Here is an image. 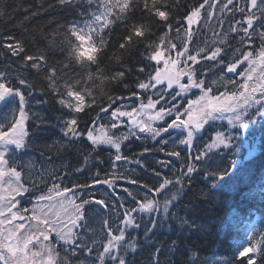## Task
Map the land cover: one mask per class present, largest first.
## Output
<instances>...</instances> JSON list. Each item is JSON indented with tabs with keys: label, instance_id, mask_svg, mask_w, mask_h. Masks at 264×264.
<instances>
[{
	"label": "snow or ice",
	"instance_id": "6c2138e0",
	"mask_svg": "<svg viewBox=\"0 0 264 264\" xmlns=\"http://www.w3.org/2000/svg\"><path fill=\"white\" fill-rule=\"evenodd\" d=\"M55 4L79 7L81 19L58 24L48 34L41 32L46 46L34 53L28 52L14 36L4 37L0 45L11 57L19 58L18 64L9 62L0 69V107L12 105V119L0 123V264H129L127 254L136 251L137 242L135 237L128 238V230L139 229L143 215L149 216L151 224L144 227L147 242L149 234L168 221L170 210L186 187L185 180L191 185L194 174L199 175L207 188L199 195L207 199L239 170L241 160L229 158L223 164L222 157L258 119L264 121V0H203L190 6L175 21L173 13L181 8V0L171 5L167 0H55ZM206 6L212 9L207 11V20L202 13ZM217 10L233 17L239 12L241 18L229 21L227 30L220 19V31L213 29L215 39L211 45L205 42L193 48L197 35L193 26L215 18ZM28 11L26 8L25 12ZM37 14L33 11L25 15L24 21ZM4 15L5 10L0 8V17ZM117 27L120 31L115 32L113 40ZM136 54L142 60L133 65L129 61ZM105 56L114 59L122 70L106 74L101 66ZM9 69H13L15 84ZM26 73L45 82L46 88L39 89L41 96L47 93L55 98L60 109L55 124L38 112L29 111L28 97L34 96L37 86ZM138 74H144L143 78ZM133 75L135 81L130 86L125 81ZM106 80L123 84L129 90L128 95H108L110 102L91 116L87 110L96 103L93 89L96 82L103 84ZM194 89L200 94L195 99L188 98L186 104L181 103ZM126 100L133 103L117 105V101ZM102 113L108 116V124L98 123L103 119ZM85 116H89L90 122L84 120ZM33 118L35 128H30L28 122ZM223 121L227 122V128L223 123L217 124ZM47 127L58 128L65 138L60 147L81 140L91 145L84 165L75 171L82 172L90 159L103 164V160L92 155L103 148L112 150L109 153L112 171L106 172L103 179L97 171L90 182L71 187L57 183L63 181V176L55 172L36 171L33 162L30 159L25 162L22 157L33 143L28 138ZM123 127L127 132L116 131ZM132 137H151L166 156L181 160L179 176L175 180L164 177L153 187L122 174L114 175L120 161L145 167L139 157L150 149L144 148L134 157L125 156L122 151L124 143ZM200 140L204 142L197 147ZM255 150V145H251L248 155ZM158 163L167 166L169 161ZM153 172L160 176L155 169ZM67 174L65 169L64 175ZM117 178L146 189L143 199L123 187L121 191L134 201L126 205L125 197L116 192ZM96 185H106L115 201L110 203L109 199L91 193L77 194V189H95ZM169 185L179 187L172 190ZM24 200L31 207L25 206ZM116 201L120 203L117 205ZM57 204L61 206L59 210ZM92 205L98 207L91 208ZM113 215L118 222L112 220ZM171 219L181 234L200 230L194 221L174 211ZM94 220L102 221L99 235L92 227ZM247 239L250 243L238 251L236 259L245 258L246 264H257V258L264 257V231L251 225ZM176 244L172 241L170 252L176 250ZM160 252L157 247L150 264H161ZM189 261L197 264L195 251H190Z\"/></svg>",
	"mask_w": 264,
	"mask_h": 264
},
{
	"label": "trees",
	"instance_id": "16d2710c",
	"mask_svg": "<svg viewBox=\"0 0 264 264\" xmlns=\"http://www.w3.org/2000/svg\"><path fill=\"white\" fill-rule=\"evenodd\" d=\"M171 5L175 0H167ZM203 0H181V8L173 13V20L183 17L185 12L192 5H198L202 3ZM223 2V0H221ZM49 5H53L49 7ZM84 7V6H83ZM231 7V6H229ZM0 8L5 10V15L0 17V45L4 42V37L14 36L16 40L22 42L28 52H36L38 48H44L46 46V40L42 38L41 32L44 34L50 33L53 29L57 27L58 24H67L68 22L74 20L78 13V8H68L60 7L55 4V0H0ZM29 11L26 13L25 9ZM37 12L35 16H31L28 21H24L25 15H30L31 12ZM205 20H207V12L203 14ZM241 14L235 13V16L231 13H220L219 10L215 13V18L211 19L207 23L201 21L197 25V35L193 40L192 47L201 44L206 37L203 34L204 31H215L219 32L220 28L218 26V21L220 19L224 20V29L227 30L229 27V21L233 19H240ZM120 29L117 27L113 34V40H115V32H119ZM175 36V33H172ZM51 38V37H49ZM61 37H57L60 39ZM179 41H177L178 44ZM233 41V44H236ZM256 47H259V40L256 41ZM63 59L62 56L59 57ZM127 60V56H125ZM142 60L139 54H136L132 58L130 63L135 65L137 61ZM18 64L19 58L11 57L6 49L0 47V69L6 67L7 63ZM144 63H149L144 61ZM101 66L104 68L106 74H111L119 69L115 60H109L108 56H105L101 60ZM135 72V67H133ZM10 79H12L13 84H15L13 69H9ZM27 78L30 81H34L37 90L34 96H29V111L38 112L41 116L45 117L47 120H51L53 124L56 122V117L60 114L59 106L55 103V98L50 94H45L41 96L39 94V89L43 86L46 88L44 81L40 80L34 75L27 74ZM141 75L143 78L144 74ZM210 78L211 74H210ZM135 81V75L131 76L126 83L133 85ZM229 87H232L229 85ZM131 90H134L132 88ZM223 91V88H220ZM128 89L123 87V84L117 85L111 81H104L103 84L96 82L93 89L94 98L96 103L93 105L92 109L87 111L91 116H95L99 112V107L101 105H107L110 101L108 100V95H128ZM25 94L28 95V91L25 90ZM47 99L49 102L47 104H37V100ZM91 100V98H89ZM83 115V114H81ZM85 121L90 122L89 116L84 117ZM29 127L35 128L34 118L29 120ZM260 126V125H258ZM255 126L251 132L253 139L251 140V145H255L256 154L253 156L251 161H244L242 159L244 155V150L240 144H237L234 149L222 157L223 164H227L228 159H238L242 161L239 170L236 175L228 181L224 186L214 190L210 193L207 199L202 198L199 194L202 191H207L206 185L199 175L194 174L191 185H188V181L185 180V189L181 193L179 200L175 202V208L170 210L168 221L162 223L157 228L149 234V240L146 242L144 239V227L147 225L151 227L149 223V216L143 215V219L140 221L139 229H129L128 238L135 237L137 242V249L135 252H129L127 254V260L129 264H150L151 254L155 251L157 247L161 249L159 258L161 264H190L189 253L190 251H195L197 253V264H204V262H210V264H241L245 261L244 258L236 259L237 253L239 251V246L244 236V221L248 219H253L254 216H259L261 222L264 224V124L261 125L259 130L256 131ZM81 128H84V123H81ZM86 131V129H84ZM256 131V132H255ZM29 140L33 141L27 149L26 153L23 155L22 160L27 162L29 159L34 164V169L36 171H41L46 169L47 173L55 172L56 175L63 176L62 186L71 187L73 184H83L85 182H90L97 171L100 172V178H104L106 172H111L108 165L106 157L108 154L106 152L99 151L93 153V157H98L103 160V164L97 163V159H90L87 162V166L84 167L82 172L75 171L76 168L84 165V157L88 155L91 145H89L86 140L78 141L70 146L60 147V144L64 142V137L60 133L59 129L56 127H47L45 131L39 133L36 136H30ZM59 143H54V142ZM236 143V142H235ZM52 145V147H47ZM124 155L129 157H134L136 154L140 153L142 150H138L137 146L125 145L122 148ZM41 152L45 155L41 156ZM146 153L139 157H145ZM145 167L146 164L144 159H142ZM181 163L178 168L174 169L173 175L164 176L160 170H155L159 172L164 177L175 180L176 176H179L182 167ZM217 163H220L218 160ZM221 164V166H223ZM65 169L67 170V175H64ZM26 171H28L26 169ZM140 169L137 168L135 171H130L129 173H122L124 176L132 177L131 174H137ZM144 173V170L141 171ZM130 174V175H129ZM119 176L120 174H114ZM138 176L134 177L137 181L149 186L157 187L159 180H156L153 176ZM51 180H49L50 182ZM121 182H124L127 188L132 189L140 195L143 199L146 189L139 188L136 184H127L124 180L117 178L115 180L117 194L125 197V204H134L127 197V194L121 191L124 187ZM123 185L122 186H120ZM179 185H169V188L174 190L178 188ZM78 195L94 194L97 197H105L109 199V202L115 201V197L111 195V192L104 190L102 188L97 189H78ZM107 193V195H106ZM151 196V193H147ZM163 200V197H160ZM117 205L120 203L116 201ZM23 204L29 206V201L24 200ZM98 206L92 205L91 208H97ZM103 211V210H101ZM175 212L178 216L186 217L190 221H194L200 228L198 232L192 233H180L179 226L175 220L171 219V212ZM156 215V214H154ZM89 216L92 213L89 212ZM163 219L162 215L160 216ZM112 220L116 221V217L113 215ZM247 222V221H246ZM115 226V224H114ZM92 227L97 230V235H99V230L102 228V221H93ZM87 234V233H86ZM106 235V234H105ZM172 241H176V250L170 252L169 248L172 245ZM111 264V262H109ZM246 264V261H245ZM257 264H264V257L257 258Z\"/></svg>",
	"mask_w": 264,
	"mask_h": 264
},
{
	"label": "rangeland",
	"instance_id": "374dc122",
	"mask_svg": "<svg viewBox=\"0 0 264 264\" xmlns=\"http://www.w3.org/2000/svg\"><path fill=\"white\" fill-rule=\"evenodd\" d=\"M189 94H190V93H189ZM199 94H200V93H199ZM199 94H198V95H199ZM181 103L186 104V103H187V99L181 101ZM5 117H6V116L4 115L3 118H5ZM4 123H6V121H5ZM220 123H223V125L225 126V128L228 127L226 121H223V122H217L218 125H219ZM262 124H264V121H259V119H258V123H257V124L251 126V128H250L246 133L240 135L239 138H240V140L242 141V144H245V145L250 144V140H249V139L253 137V136H252V133H254V131L251 132L252 129H253L255 126L260 125V126H258V127L256 128V131H257V130H259V128L261 127ZM125 129H126V132H127L128 129H127V128H125ZM103 130H104V129H102V130L98 129V131H103ZM256 131H255V132H256ZM197 146H198V145H197ZM252 155H254V154H252ZM130 176H132L131 178H134L133 175H130ZM100 186H105V185H100ZM69 195H71V193H69ZM29 207H31V204H30ZM60 207H61V206H60L59 204L56 205V208H57L58 210L60 209ZM67 207L69 208V210H71V206H70V205H67Z\"/></svg>",
	"mask_w": 264,
	"mask_h": 264
}]
</instances>
